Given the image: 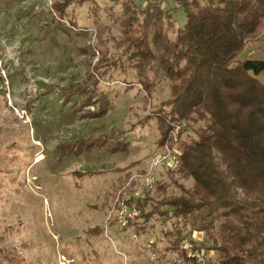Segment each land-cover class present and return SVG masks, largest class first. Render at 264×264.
<instances>
[{"label": "rangeland", "instance_id": "374dc122", "mask_svg": "<svg viewBox=\"0 0 264 264\" xmlns=\"http://www.w3.org/2000/svg\"><path fill=\"white\" fill-rule=\"evenodd\" d=\"M53 2L0 0V264H185L183 240L204 263L213 254L202 232L172 251L181 224L145 218L144 197L175 168L149 169L159 150L151 115L167 81L146 98L126 65L120 0L72 3L60 20ZM163 8L181 27L183 10L172 0ZM239 58L264 59V21Z\"/></svg>", "mask_w": 264, "mask_h": 264}, {"label": "trees", "instance_id": "16d2710c", "mask_svg": "<svg viewBox=\"0 0 264 264\" xmlns=\"http://www.w3.org/2000/svg\"><path fill=\"white\" fill-rule=\"evenodd\" d=\"M86 1L54 0L52 10L60 20L70 4ZM165 1L120 0L117 16V45L145 97L168 83L151 115L155 148L180 149L168 181L145 193V218L181 224L169 250L195 231L210 241L212 258L187 256L185 264H264V59L239 58L262 27L264 0H172L184 12L181 27ZM181 121L193 135L183 137V129L174 141L171 125Z\"/></svg>", "mask_w": 264, "mask_h": 264}, {"label": "built area", "instance_id": "2783aa9c", "mask_svg": "<svg viewBox=\"0 0 264 264\" xmlns=\"http://www.w3.org/2000/svg\"><path fill=\"white\" fill-rule=\"evenodd\" d=\"M183 121L173 123L171 126V137L174 141L177 140V135L183 126ZM179 151L165 144L158 151H156L149 159V169H155L158 166L165 165L167 167H176L179 163ZM141 184L144 188H151L153 184V177L150 175H144L141 178ZM140 189V188H139ZM128 214L121 208L119 211V219L122 226L126 225L128 221ZM189 243L186 240L182 241L181 247L186 251L188 256H192V252L189 250ZM199 259V258H198Z\"/></svg>", "mask_w": 264, "mask_h": 264}]
</instances>
